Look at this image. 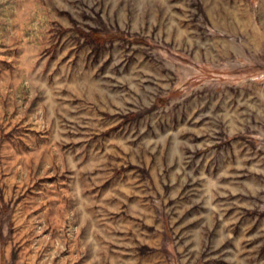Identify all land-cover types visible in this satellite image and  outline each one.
I'll list each match as a JSON object with an SVG mask.
<instances>
[{"label":"rangeland","instance_id":"obj_1","mask_svg":"<svg viewBox=\"0 0 264 264\" xmlns=\"http://www.w3.org/2000/svg\"><path fill=\"white\" fill-rule=\"evenodd\" d=\"M0 264H264V0H0Z\"/></svg>","mask_w":264,"mask_h":264}]
</instances>
